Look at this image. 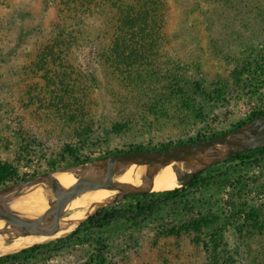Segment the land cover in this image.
<instances>
[{"label":"rangeland","instance_id":"rangeland-1","mask_svg":"<svg viewBox=\"0 0 264 264\" xmlns=\"http://www.w3.org/2000/svg\"><path fill=\"white\" fill-rule=\"evenodd\" d=\"M164 3L156 80L144 89L101 63L105 14L85 18L87 35L77 34L65 63L87 75L80 95L87 109L69 122L55 114L45 73L35 70L60 20L59 0H0V189L119 150L212 137L264 111V0ZM215 166L205 171L221 180L110 237L101 258L95 243H76L20 264H207L210 234L243 180L245 214L225 232L221 251L226 264H264V159Z\"/></svg>","mask_w":264,"mask_h":264},{"label":"trees","instance_id":"trees-1","mask_svg":"<svg viewBox=\"0 0 264 264\" xmlns=\"http://www.w3.org/2000/svg\"><path fill=\"white\" fill-rule=\"evenodd\" d=\"M218 1L228 4L233 3L234 0ZM58 10L60 20L54 25V37L42 52L38 53L37 66H35V70L39 73H45L44 89L50 95L52 107H55L54 109L58 112L55 113L57 116L65 118L69 122L85 116L87 104L80 99V95L86 93L87 75L75 70L72 64H66L65 61H68L73 44L79 40L77 34L81 31L85 35V32L82 31V27H85L86 24L85 18L96 12L105 14V25L108 27L104 34L105 40L96 46L99 52L98 56L102 58L101 63L115 72H120L126 84L135 85L138 89L147 88L150 83L156 80L155 67L163 45V29L166 20L164 0H59ZM93 78L96 80L95 77ZM261 115H264V111L250 120ZM241 125L243 124H238L226 132ZM226 132L188 142L204 141ZM173 145L177 144L160 147L138 146L130 150L166 149ZM124 151L129 150L115 151L100 158ZM261 159H264V148L240 154L214 168H220L233 162L253 163ZM85 162L87 160L76 161L71 165ZM210 172V170L202 171L186 186L165 191L127 195L126 198L130 197L132 201L122 202L119 200L114 205L100 208L66 236L45 243H35L19 251L1 255L0 264H20L45 252L59 251L76 243H95L98 257L101 258L110 237L151 217L162 207L182 201L188 196L191 188L197 185L209 186L221 180L222 175ZM243 181L237 188L239 202L233 201L230 214L224 221L217 224L210 234L207 264H226V258L221 251L225 243V232L243 217L247 205L244 198L247 196L245 194L248 193L247 188L250 181ZM256 181L254 179L251 182ZM262 189L264 190V188ZM240 199L244 200L240 201Z\"/></svg>","mask_w":264,"mask_h":264},{"label":"water","instance_id":"water-1","mask_svg":"<svg viewBox=\"0 0 264 264\" xmlns=\"http://www.w3.org/2000/svg\"><path fill=\"white\" fill-rule=\"evenodd\" d=\"M261 148H264V115L229 132L204 141L181 143L166 149L129 150L85 163L60 167L2 187L0 189V220L9 224L11 231L17 235L53 236L59 232L60 217L67 204L82 193L98 189L120 191L112 201L99 205L84 220L86 221L100 208L106 207L127 195L153 192L156 173L164 165L177 161L192 168L190 171H180L178 179H180L179 187H182L188 185L202 171L225 163L240 154ZM133 164L147 167V176L143 186H133L114 181L115 175L122 168ZM64 172L74 173L78 177L77 183L71 188L63 189L57 179V174ZM38 185L50 187L55 196L50 202L49 211L27 218L10 207V203L14 199ZM9 230L0 229V234Z\"/></svg>","mask_w":264,"mask_h":264},{"label":"bare ground","instance_id":"bare-ground-1","mask_svg":"<svg viewBox=\"0 0 264 264\" xmlns=\"http://www.w3.org/2000/svg\"><path fill=\"white\" fill-rule=\"evenodd\" d=\"M191 169L188 165L177 161L162 166L156 173L153 190L165 191L179 187L180 179H178V175L180 171H190ZM146 176V166L133 164L122 168L115 175L114 181L133 186H143ZM57 179L63 189L71 188L78 181L76 174L68 172L57 174ZM119 192V190L98 189L77 196L67 204L60 217L59 232L53 236L17 235L11 231L9 224L4 220H0V229H10L0 234V254L20 250L35 243L47 242L64 234L66 235L67 232L76 229L99 205L112 201ZM54 197L50 187L38 185L28 189L23 195L14 199L10 203V207L22 216L32 218L49 211L51 208L50 202Z\"/></svg>","mask_w":264,"mask_h":264}]
</instances>
